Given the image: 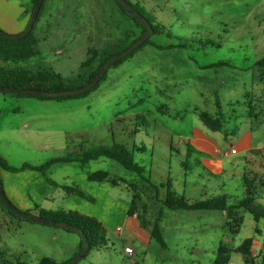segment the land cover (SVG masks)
I'll return each instance as SVG.
<instances>
[{
  "label": "rangeland",
  "instance_id": "1",
  "mask_svg": "<svg viewBox=\"0 0 264 264\" xmlns=\"http://www.w3.org/2000/svg\"><path fill=\"white\" fill-rule=\"evenodd\" d=\"M130 1L156 29L151 41L166 48L145 45L110 67L107 78L85 97L40 99L0 91V150L11 165L20 167L64 155L67 149L125 145L145 168L142 174L101 157L87 164L74 163L51 176L65 178L60 181L71 186L70 176L75 173L105 170L119 182L111 198L104 195L99 201L100 206L114 210L104 222L105 233L100 232L105 245L92 248L76 264H199V259L209 264L221 244L231 249L247 237L261 238L251 229V219L244 218L239 232H234L237 223L223 211L172 210L165 200L168 193L193 200H227V184L222 182L232 178L230 169L237 157L224 156L231 153L226 132L233 129V119H220L222 128L214 131L199 114L220 118V99L224 116L233 118L230 99L233 95L239 99L242 89L246 99L254 93L253 99L264 104V90L257 93L248 87L257 78L264 85V64H259L264 58V0ZM56 2L65 17L49 26L40 17L35 28L39 54L17 61L0 56V67L20 74L49 68L73 78L90 73L98 64L96 60L90 67H81L89 48L110 47L114 52L142 33L116 0ZM219 62L227 64L205 67ZM229 88H234L232 95ZM204 140H213L209 148L220 152L202 150ZM209 156L221 158L222 166L207 161ZM220 167L229 174L209 172ZM133 199L138 212L146 211L148 230L160 217L167 248L154 238L142 241L129 225L118 230L119 217ZM212 222L217 225L210 226ZM80 239L78 233L62 227L16 217L0 201V250L4 253L0 264H37L43 257L63 254ZM126 246L135 249L133 256L125 254ZM231 252L233 259L239 257Z\"/></svg>",
  "mask_w": 264,
  "mask_h": 264
},
{
  "label": "crops",
  "instance_id": "2",
  "mask_svg": "<svg viewBox=\"0 0 264 264\" xmlns=\"http://www.w3.org/2000/svg\"><path fill=\"white\" fill-rule=\"evenodd\" d=\"M56 1L57 0H46L40 20L43 25L49 26L53 21L57 23L65 17V15L62 14L61 5ZM29 8L30 0H0V27L11 34L24 31L31 19ZM36 36L39 39V35ZM244 86L247 87V84L244 83ZM248 87L257 93L259 90L261 92L264 90L263 82L259 78L253 79ZM233 92L234 88H229L228 93L232 95ZM241 93L243 94L239 99H234V95L230 99L233 118L224 116L220 103L221 101L219 99L218 114L220 115V119H222V121L233 119L234 123L233 129L226 132V137H228L230 141L231 153L224 152V156H231L232 154L237 155L235 158L236 160L232 163L233 167L230 169L232 178L222 182V185L224 184L225 186V183L227 184L226 187L228 191L224 192L227 203L236 204L247 195L244 174L247 171L259 173V181H257L254 188L253 201H251L246 208L237 209L232 218H234L233 220L240 218L241 223L244 222V218L249 217L251 219V229L255 232L254 234L261 236V238L259 239L257 236L247 237L253 239V251L251 256L253 260L250 259V262H247V257L240 252H237L239 257L233 259L231 252L228 264H264V183L261 182H264V104L253 99V96L257 97L254 93L250 95V99L245 98L246 94L244 89L241 90ZM0 113L2 114V112ZM52 117L60 119V117H56L55 115H52ZM224 117L226 118L223 119ZM44 120L46 121V118ZM3 123H5V128L8 127L6 118ZM204 141L205 146L201 147L202 150L220 152L218 148H216L215 151L209 148V146L214 144L213 140ZM0 154L3 156L5 155L2 150H0ZM207 161L219 163L221 166L223 164V160L215 156L213 158L210 156L207 157ZM74 163L77 162L54 163L47 169L45 174L35 169H25L14 172L0 167V176L8 198L22 210L29 211L33 214H39L42 209L78 211L97 218L104 226L107 216L110 213H114V210L111 208L110 211L108 206H106V208L100 206V197L105 195L109 198L112 188L117 187L119 182L113 183L110 180H91L89 179V174L92 172L75 173V175L70 176V180L73 182L71 186L89 193L94 198L93 200H89L79 195L77 192H66L61 187L64 181H60L65 180V178L54 179L51 176L55 171L71 167ZM209 172L220 175L224 174L226 171L223 167H220L217 172L211 170ZM225 174L229 173L227 172ZM49 179L52 182H50ZM187 199L193 200L190 198ZM126 204L127 207L124 209L123 215L119 217L121 224L118 227L121 225H129L133 232L136 233L137 237L146 243L150 242L153 238L151 236L152 229L148 230L145 224L144 216L146 211L144 212L142 210V212H138L136 210L135 213L130 216L128 212L131 202ZM223 212L228 215L227 211ZM228 222L229 221L226 223L228 224ZM216 225L217 223L215 222L210 223V226L214 227ZM238 229H240V225ZM129 244L130 243H127L126 245ZM80 246L81 239L78 245L64 250V255L59 254L50 257L58 262L67 261L79 251ZM238 246L239 245L232 247L231 249L234 250ZM215 258L216 254L208 259L207 262H209V264H214ZM198 263L206 264V260L199 259Z\"/></svg>",
  "mask_w": 264,
  "mask_h": 264
},
{
  "label": "trees",
  "instance_id": "3",
  "mask_svg": "<svg viewBox=\"0 0 264 264\" xmlns=\"http://www.w3.org/2000/svg\"><path fill=\"white\" fill-rule=\"evenodd\" d=\"M130 7L134 9L136 15H131L129 12L116 0L119 4L123 12H125L128 16H130L134 21L142 27V33L138 37L140 38L147 29L145 28L142 20L137 17V15L146 16L141 9H138L135 4H133L130 0H127ZM37 0H30V8L29 12L32 14L34 7L36 5ZM46 0H44L42 8L39 12L37 19L35 20L34 26L32 30L25 36L18 37V38H7L0 34V56L4 57L6 60H20V59H27L39 54L38 44L39 39L35 34V28L37 26L38 21L40 20L41 14L44 9ZM147 17V16H146ZM151 22L150 19H147ZM152 23V22H151ZM153 26V24H152ZM3 30V29H2ZM4 31V30H3ZM6 32V31H5ZM156 29H154V33ZM125 41L124 46L122 49L112 52L110 47L104 49L98 48H89V57L84 60L81 64V67L86 68L93 65V63L98 60V64L96 65L95 69H93L88 74L78 75L77 77L68 78L63 76L61 73L55 72L52 69L46 68L45 70L41 71H31L27 69L25 74L16 73V70H9L3 67H0V86H7V87H17L23 89H39V90H50V91H57V90H68L74 89L78 87H82L92 80H94L95 76L101 71L102 67L111 59L114 55L119 54L126 50L134 41ZM150 44L157 48L164 49L166 47L157 45L149 38L146 40L141 46L136 48L130 55L124 57L116 61L111 67L118 66L126 59L134 55L138 50H140L145 45ZM226 62H219L215 64H210L205 67H216L219 65H225ZM259 64H264V58L259 61ZM109 70V69H108ZM108 71L102 77L100 82L95 85L90 90L78 94V95H68V96H61V97H45L40 95L34 94H20L16 92H10L18 96H32L38 97L40 99H71V98H81L85 97L90 94L92 91L97 89L101 83V81L107 78ZM2 92H9V91H2ZM200 119L202 122L208 126L210 129L217 131L222 128V123L220 118H213L206 112H200L199 114ZM101 157H107L109 159H114L121 163L126 169L137 172L142 174L145 168L138 163L135 162L133 152L129 150L125 145L121 143H115L113 147H107L104 145H99L91 149H80L79 151L71 149H67L66 153L61 156H54L40 164H33L29 162H25L20 167H15L11 165L8 159L0 154V167L10 170V171H22L25 169H35L46 173L47 169L54 163L57 162H79L82 164H87L90 161L98 160ZM109 173L105 170H98L89 174V179L102 181L109 179L113 183H117L115 179L109 178ZM50 182H52L49 179ZM259 181V173L254 171H247L244 174V183L246 187V197L240 200L236 204H228L225 200L222 201L220 198L218 199H207V200H189L184 196H175L172 193H168L165 204L172 210L178 209H186V210H222L227 211L230 218L233 217L235 211L239 208H246L251 201L254 199V188L255 185ZM261 181V180H260ZM264 183L263 181H261ZM61 187L66 192H77L79 195L84 196L93 200L91 196H86V194L81 191L80 189L67 185L61 184ZM1 203L7 208V210L14 216L23 218L22 216L17 215L15 212L10 210L5 203L2 201L0 196ZM136 211V201L133 199L131 201V206L129 209V215H133ZM29 212V211H27ZM39 215L46 217L51 220L59 221V222H67L74 226H77L84 230L86 235L88 236L91 248L101 247L105 245V240H103L102 234L100 233L103 231L105 233V227L103 224L95 217L83 214L78 211H53V210H46L42 209L39 212ZM160 218V217H159ZM159 218L156 220L155 224L151 230V236L156 239V241L163 247H167V243L162 231V228L159 224ZM258 218V216H257ZM27 219V218H26ZM142 220V219H141ZM237 224L236 227H233L234 232H239V222L240 218H236L234 220ZM144 225V222L142 220ZM70 232L78 233L77 231L71 228H64ZM79 234V233H78ZM80 235V234H79ZM81 236V235H80ZM85 241L84 238L81 236V246L79 251L69 260L58 262L51 257H43L37 264H68V262L73 259L79 252H81L85 248ZM252 248H253V239L246 238L236 249L231 250L230 248L226 247L224 244H221L217 249L216 258L214 260V264H228L230 261V253L231 251H236L244 254L247 257V262H250L252 258ZM90 250L86 253L87 256ZM0 254H4L3 251L0 250ZM6 264V263H5ZM16 264H26L24 262L18 261Z\"/></svg>",
  "mask_w": 264,
  "mask_h": 264
},
{
  "label": "water",
  "instance_id": "4",
  "mask_svg": "<svg viewBox=\"0 0 264 264\" xmlns=\"http://www.w3.org/2000/svg\"><path fill=\"white\" fill-rule=\"evenodd\" d=\"M117 1L129 12V14L136 15V12L134 11L133 8L130 7L127 0H117ZM43 2H44V0H37L36 5L34 7V10L31 14V19L27 25V28L24 31L17 33V34H11V33L3 31L0 28V34L7 37V38H18V37H22V36L27 35L32 30V28L34 26L35 20L37 19L38 15H39V12L42 8ZM137 17L142 20V23L144 24L145 28L147 29L145 34H143L140 38H138L136 41H134L126 50H124L123 52H121L119 54L114 55L111 59H109L108 62H106V64L102 67L101 71L95 76L94 80H92L90 83H88L82 87H78V88H74V89L57 90V91L39 90V89H23V88L7 87V86H0V91L16 92V93H20V94H34V95H40V96H45V97H61V96H68V95H78V94H81V93H84V92L90 90L91 88H93L95 85H97L100 82V80L105 75V73L108 71V69L116 61L123 59L124 57L130 55L136 48L141 46L153 34L154 29H153L151 23L142 15H137ZM0 196H1L2 201L5 203V205L10 210L15 212L19 216L26 217L30 221H33V222L49 224L52 226L62 227V228H71V229L77 231L84 238L86 245H85V248L81 252H79L73 259H71L68 262V264H76L90 250L91 243H90V240H89L88 236L86 235V233L84 232L83 229H81L77 226H74L70 223H67V222H59V221L51 220V219L43 217L39 214H33V213H30V212H27L25 210L18 208L8 198V196L4 190L3 184H2L1 176H0Z\"/></svg>",
  "mask_w": 264,
  "mask_h": 264
},
{
  "label": "built area",
  "instance_id": "5",
  "mask_svg": "<svg viewBox=\"0 0 264 264\" xmlns=\"http://www.w3.org/2000/svg\"><path fill=\"white\" fill-rule=\"evenodd\" d=\"M121 229V227H118V230H120ZM124 252H125V254L126 255H128V256H133L134 255V248L132 247V246H126L125 248H124ZM137 262L136 261H132L130 264H136Z\"/></svg>",
  "mask_w": 264,
  "mask_h": 264
}]
</instances>
